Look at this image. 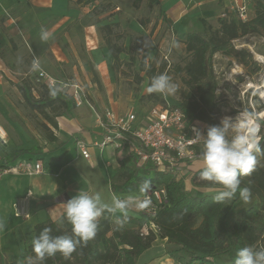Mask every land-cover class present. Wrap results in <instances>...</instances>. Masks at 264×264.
<instances>
[{
	"label": "trees",
	"instance_id": "16d2710c",
	"mask_svg": "<svg viewBox=\"0 0 264 264\" xmlns=\"http://www.w3.org/2000/svg\"><path fill=\"white\" fill-rule=\"evenodd\" d=\"M81 3L82 0H76ZM142 0H134L133 7L138 8ZM148 4L160 5L158 0H147ZM163 14L162 8H160ZM230 19L220 21L218 29L205 35L199 31H191L185 35V49L190 59L179 73L186 75L185 84L189 92L179 106L188 113L189 119L204 125L206 129L217 125L214 116L220 113L217 99L218 82L213 71V56L221 54L232 57L244 67L252 65V55L245 49L235 50L232 41L248 34L260 35L264 38V0L256 2L254 16L246 23H241L235 15ZM163 20L170 23L165 17ZM113 24L99 27L105 46L113 58L112 69L120 62V55L125 52L122 46H117L112 40ZM165 68L163 64L161 70ZM144 69V63L140 70ZM254 66V71H257ZM153 68L149 70L152 74ZM39 83V82H38ZM40 90L23 79L16 84L24 103L32 111L44 119L41 133L49 143H56L57 137L53 129H57L56 118L61 117L75 107L71 97L58 91L53 97L50 88L39 83ZM257 110L264 112V105L259 104ZM250 111V110H249ZM264 135V128H262ZM262 148H264V141ZM203 147L195 151L201 156ZM257 169L250 177L242 178V187H250L251 199L254 203L249 207L238 209L243 202L239 195L227 206L214 202L213 197L223 190L221 185L200 179L202 169L192 172L190 183L193 191L185 188L183 181L176 178L172 171H160L151 165L137 167L136 159L128 155L125 160H119L116 177L121 181V190L138 189L144 181H150L152 187H163L167 202L159 206L156 215L147 219L139 214L136 217L127 216L123 225L115 224L111 214L106 213L100 218L96 236L81 243L72 254L70 260H65L60 253L46 258L44 264H136L138 257L157 239H165L170 246L167 251L173 264H193L196 261H210L211 264H234L236 253L245 246L255 247L264 234V153L257 156ZM209 190V192H203ZM150 224L156 228L148 231L146 236H140V230ZM44 228L51 229V235L72 236V226L67 220L61 223L46 221L33 228L34 237ZM24 262L28 257H34L32 244L24 250ZM9 264H17L10 262ZM39 264V262H37Z\"/></svg>",
	"mask_w": 264,
	"mask_h": 264
},
{
	"label": "rangeland",
	"instance_id": "374dc122",
	"mask_svg": "<svg viewBox=\"0 0 264 264\" xmlns=\"http://www.w3.org/2000/svg\"><path fill=\"white\" fill-rule=\"evenodd\" d=\"M228 1L159 0L160 5L150 6L147 0H142L138 8H134L133 0H84L80 7L86 8L84 12L91 16V22L100 23L99 26L113 24L112 40L117 46H122L125 49V52L120 55V62L116 69L112 70L110 86L104 87V85L107 86V83L100 82V86L95 87L103 93L104 102L108 106L110 104L115 111L119 110L125 113L132 110L139 118L154 106H179L189 92V88L185 84V73L178 72L179 68H183L190 59V55L185 49V35L191 31L209 35L218 29L220 21L226 19L222 17L223 13L226 12L227 18H231L227 13L226 4ZM73 2L71 1L68 5L72 7ZM2 7L4 11H0V124L10 133L14 148L34 149L39 152L42 151L46 141L40 127L45 121L41 115L28 108L16 88V84L21 79H27L33 84L36 90L35 95L40 90L37 71L31 70L34 57L29 51L28 43L23 35L13 31L10 23L11 18L17 20L23 15L27 17L24 13H27L31 8L24 0H0V8ZM160 8H162L163 14H161ZM252 16L254 15L252 14ZM163 17L170 23L163 20ZM32 22L34 25L37 23L41 25V28L43 27L41 31L49 32L48 27L51 19L44 15H38L32 19ZM59 40L60 36L57 37L54 44L59 45ZM32 42L35 43L39 52H42L47 45L46 41L40 39V35L38 37L35 35ZM232 46L234 47V43ZM235 46V50L245 49L252 55V65L244 67L232 57L221 54L213 56V71L218 82L216 93L220 106V113L214 116V119L218 120V123L227 116L235 118L249 110L260 114L261 112L257 110L258 105H264L261 90L255 88L264 84V61L256 59V55H258L264 60V38L260 35L248 34L237 39ZM43 60L46 64L43 67L48 71L51 69L57 72L56 75L60 79L76 80L72 73L73 58L71 56L66 58L69 65L55 61L50 52ZM142 63H144V69L140 70ZM164 63L165 68L161 70ZM254 66H257V71H254ZM151 68L154 70L152 74L149 73ZM160 74H167L171 81L177 85L174 94L164 95L146 91L151 79ZM78 75L84 90L90 91L89 85L85 82L87 71L84 75L79 69ZM92 80L94 81L95 78ZM250 84L254 87H248ZM74 109L75 107L72 111ZM79 110H86V106H82ZM205 131L207 132V129ZM19 157L21 160L28 161L26 155L22 154ZM31 157L28 164L33 165L36 155L32 154ZM192 163L187 169L191 172L197 165V162ZM185 171L186 169H183L178 172L179 175H176V178L183 181L186 190L193 191L189 183L190 177ZM115 184H119L117 187H121L120 180ZM203 192H209V190H203ZM254 201L255 199H251L250 203H243L238 209L249 207ZM113 222L115 223V221ZM28 246L23 247L18 264H23V252ZM158 252L160 249L150 250L144 255L143 261L151 262L152 257Z\"/></svg>",
	"mask_w": 264,
	"mask_h": 264
},
{
	"label": "crops",
	"instance_id": "0c3cea01",
	"mask_svg": "<svg viewBox=\"0 0 264 264\" xmlns=\"http://www.w3.org/2000/svg\"><path fill=\"white\" fill-rule=\"evenodd\" d=\"M24 1L31 8L24 14L31 19L29 18V20L23 15L17 20L11 18L10 23L13 31L23 35L33 57L40 58L38 59L40 69L37 74L43 71L56 80L80 85L83 89L84 103L67 113L68 116L63 115L56 118L57 129L53 132L58 141L49 143L46 140L42 151L39 152L34 149L14 148L10 133L0 124L5 137L4 142L0 140V166L12 167L19 163H29L32 154L36 155L33 165L36 162H40L42 165V170L38 174L32 176L10 174L5 176L0 183V221L4 223V229L0 231V264H9L10 262L18 264L23 247L32 243L34 226L46 221L61 223L62 220H66L64 216L65 203L81 192H86L89 195L99 194L102 202L108 205L112 204L114 197L123 199L129 195L141 196V198L143 196L139 191L140 187L121 190L120 187H117L119 184H115L116 181L119 182L115 176L116 170L119 168V160L127 158L126 151L119 153L112 147L100 150L93 146V143L100 141L102 136L98 116H102L106 109L118 114L127 113L115 111L110 104L108 106L104 102L103 93L95 89L96 86H100V82L107 83V86L104 85V87L110 86L113 70V58L99 32L100 23H92L91 16L84 12L86 8L80 7L84 0L81 3H77L76 0ZM71 1H74L72 7L68 5ZM230 4L231 0L228 1L226 7L228 8ZM4 6L6 5L4 4ZM3 9V7L0 8V11ZM38 15H44L51 19L48 30L52 36L46 41L47 45L42 52L37 51L35 43L32 42L35 35L37 37L41 35L43 28L38 23L34 25L32 22V19ZM59 36L60 44H54ZM49 52L54 56L55 61L61 64L69 65L66 58H70V56L73 58L71 66L73 65L72 73L75 76V81L60 79L56 75L57 72L51 69L48 71L43 67L46 65L43 59ZM79 69L84 75L87 71L85 82L89 85L90 91L84 90L78 75ZM84 105L86 110L80 111L79 109ZM77 141H82L88 146L90 155L88 159L83 158L77 150ZM22 154L28 157V161L20 159L19 156ZM196 162L194 171L200 170L204 166L201 158L193 163ZM187 169L185 172L188 177H191L192 172ZM21 196L22 198L28 196V219L17 218L14 215L13 204ZM141 212L142 210L133 208L128 211L127 216L136 217ZM111 215L115 223L117 220L123 219V215L119 212ZM152 249H160V252L152 257L151 262L145 263L143 257ZM169 249L170 246L165 239L157 238L151 247L138 257L136 264H173V260L167 253Z\"/></svg>",
	"mask_w": 264,
	"mask_h": 264
},
{
	"label": "clouds",
	"instance_id": "9594fccd",
	"mask_svg": "<svg viewBox=\"0 0 264 264\" xmlns=\"http://www.w3.org/2000/svg\"><path fill=\"white\" fill-rule=\"evenodd\" d=\"M51 34L42 30L40 39L48 41ZM38 59H33L31 70L39 71ZM177 85L167 74H160L151 79L147 86L148 93L164 95L174 94ZM58 89L50 90V95L55 97ZM262 128H264V114L244 112L235 118L227 116L217 125L207 128L206 135L196 131V138L203 140L201 158L203 168L199 173L202 180L221 185L223 190L214 197V202L227 206L237 194L243 203H250L252 192L250 187H242V178L250 177L257 169V156L264 153L262 148ZM145 197L129 195L126 198L114 197L111 205L102 202L99 194L89 195L81 192L65 203L64 216L72 226V236L51 235V229L44 228L32 240L34 257H28L26 264H44L46 258L54 257L60 253L65 260H70L72 254L81 244H87L97 233L100 218L106 213H121L124 220L130 209H147L151 200L146 196L152 191L150 181H144L139 188ZM124 220H117L121 226ZM4 223L0 221V231ZM234 264H264V248L257 250L253 246L240 248L236 253Z\"/></svg>",
	"mask_w": 264,
	"mask_h": 264
},
{
	"label": "built area",
	"instance_id": "2783aa9c",
	"mask_svg": "<svg viewBox=\"0 0 264 264\" xmlns=\"http://www.w3.org/2000/svg\"><path fill=\"white\" fill-rule=\"evenodd\" d=\"M263 0H231L227 13L235 15L241 23L249 22L254 15L256 2ZM227 19L226 12L222 15ZM234 40V48L236 49ZM37 81L50 89L68 94L75 107L84 103L83 89L78 84L56 80L47 73L40 71ZM102 128L100 141L93 146L103 150L112 147L114 151L131 155L136 159L137 167L151 165L160 171H172L176 175L201 156L195 151L196 147H203V140L196 138V131L206 135V127L197 121L189 119L188 113L180 107L154 106L144 116L139 118L134 111L118 114L106 109L102 116H98ZM0 140L5 141L0 128ZM76 148L85 159L90 157L88 146L82 142H76ZM123 159V158H122ZM42 165L36 162L33 166L28 163H19L12 167L0 166V183L5 176L10 174L32 176L40 173ZM27 197L18 199L13 204L14 215L17 218L28 219ZM145 198L142 196V199ZM151 204L140 213L147 219L155 217L159 206L167 202L166 192L163 187L155 188L147 194ZM156 228L153 224L144 226L140 230V236H146L148 231ZM257 250L264 248V234L260 237L255 247ZM193 264H211L210 261H196Z\"/></svg>",
	"mask_w": 264,
	"mask_h": 264
},
{
	"label": "bare ground",
	"instance_id": "6f19581e",
	"mask_svg": "<svg viewBox=\"0 0 264 264\" xmlns=\"http://www.w3.org/2000/svg\"><path fill=\"white\" fill-rule=\"evenodd\" d=\"M256 59H257L258 61H261V62L264 61V60H263L261 57H259L258 55H256ZM248 87L252 88V87H254V86H253L252 84H250ZM255 88L261 90V98L264 99V84L261 85V86H257V87H255ZM260 114H264V112H261Z\"/></svg>",
	"mask_w": 264,
	"mask_h": 264
},
{
	"label": "water",
	"instance_id": "95a60500",
	"mask_svg": "<svg viewBox=\"0 0 264 264\" xmlns=\"http://www.w3.org/2000/svg\"><path fill=\"white\" fill-rule=\"evenodd\" d=\"M154 189V187H152V190Z\"/></svg>",
	"mask_w": 264,
	"mask_h": 264
}]
</instances>
